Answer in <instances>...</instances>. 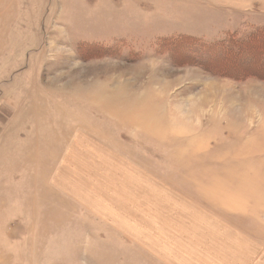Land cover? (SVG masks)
Returning <instances> with one entry per match:
<instances>
[{"label": "rangeland", "instance_id": "374dc122", "mask_svg": "<svg viewBox=\"0 0 264 264\" xmlns=\"http://www.w3.org/2000/svg\"><path fill=\"white\" fill-rule=\"evenodd\" d=\"M261 29L264 0H0V264H264V59L223 45Z\"/></svg>", "mask_w": 264, "mask_h": 264}, {"label": "trees", "instance_id": "16d2710c", "mask_svg": "<svg viewBox=\"0 0 264 264\" xmlns=\"http://www.w3.org/2000/svg\"><path fill=\"white\" fill-rule=\"evenodd\" d=\"M257 31L254 33L251 32V33L243 34L240 37L238 36L232 37L231 41L223 44V45H226L225 47L226 52L232 54L233 56V57L228 56L229 58L227 59H230L231 61H235V63L238 66L237 67L238 70L236 69V71H233V73H236L239 76L241 75V77L246 75V73H248L250 70H252L254 65L255 64L257 65L256 62L259 61V60L253 61V59L250 60V58L247 59V58H244V56L246 57L249 53H251L255 57L264 59V29H261V32H257ZM216 55L217 53L213 54L212 47L207 46L206 49L202 48V50H199L198 57L202 60V62L208 65L210 63H218L216 62L215 59H213ZM221 57H222V54H220L219 58ZM223 58L224 57H222L221 59ZM256 74L262 75L264 74V72L256 73Z\"/></svg>", "mask_w": 264, "mask_h": 264}, {"label": "bare ground", "instance_id": "6f19581e", "mask_svg": "<svg viewBox=\"0 0 264 264\" xmlns=\"http://www.w3.org/2000/svg\"><path fill=\"white\" fill-rule=\"evenodd\" d=\"M209 99V98H208ZM240 126V125H239Z\"/></svg>", "mask_w": 264, "mask_h": 264}]
</instances>
